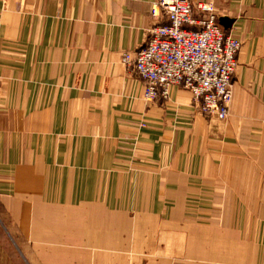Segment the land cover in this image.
<instances>
[{"label": "crops", "instance_id": "obj_1", "mask_svg": "<svg viewBox=\"0 0 264 264\" xmlns=\"http://www.w3.org/2000/svg\"><path fill=\"white\" fill-rule=\"evenodd\" d=\"M190 1L242 43L227 120L144 100L155 0H0V264H264V0Z\"/></svg>", "mask_w": 264, "mask_h": 264}, {"label": "built area", "instance_id": "obj_2", "mask_svg": "<svg viewBox=\"0 0 264 264\" xmlns=\"http://www.w3.org/2000/svg\"><path fill=\"white\" fill-rule=\"evenodd\" d=\"M202 17L195 20L190 0H155L152 16L162 13L166 26L150 31L147 44L135 58L123 62L146 82L144 100H168L173 87H183L205 116L227 120L233 103V77L242 43L226 35L211 5H197ZM200 26L193 30L191 27Z\"/></svg>", "mask_w": 264, "mask_h": 264}, {"label": "rangeland", "instance_id": "obj_3", "mask_svg": "<svg viewBox=\"0 0 264 264\" xmlns=\"http://www.w3.org/2000/svg\"><path fill=\"white\" fill-rule=\"evenodd\" d=\"M191 2V1H190ZM203 5H211V6H213L212 4H206V3H202ZM214 8V7H213ZM193 16H194V14H193ZM195 18V17H194ZM192 28V27H191ZM193 29V28H192ZM152 30V29H151ZM150 30V31H151ZM194 30V29H193ZM230 117V116H229ZM228 117V118H229ZM234 187H235V191L240 195L241 194V191L245 188L244 187V185L242 186L241 185V181H236V183H235V185H234ZM248 190H249V192H248ZM248 190H247V188H246V195H244V197H245V199H247L248 198V201H242V202H239V203H236L237 204V206H239V205H241V207L243 208V210L244 211H246V212H248L250 215L252 214V213H257V210H259V212L260 213H264V211H262V210H264V208H263V206L262 207H260V204L261 203H259L258 201H257V193L259 194V193H261V195L264 193V185H261L260 184V182H257L256 184H255V182L253 183V186H252V189H251V192H250V188L248 187ZM242 197V196H241ZM240 208V207H239ZM252 235V234H251ZM250 235V236H251ZM258 236L259 235H252V237H253V244H254V237L256 238V240H257V238H258ZM258 251V250H257ZM256 251H254V253H253V256H254V259H255V257L257 256L256 254Z\"/></svg>", "mask_w": 264, "mask_h": 264}]
</instances>
